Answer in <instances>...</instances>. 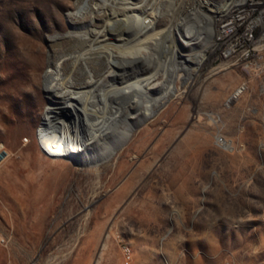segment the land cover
Returning a JSON list of instances; mask_svg holds the SVG:
<instances>
[{
	"label": "rangeland",
	"instance_id": "1",
	"mask_svg": "<svg viewBox=\"0 0 264 264\" xmlns=\"http://www.w3.org/2000/svg\"><path fill=\"white\" fill-rule=\"evenodd\" d=\"M77 1L0 0V264H264V0H211L254 19L249 70L216 58L218 22L188 20L183 8L192 0H127L136 14L159 9L155 32L174 19L200 30L195 57L172 54L165 35L140 42L114 24L119 40L110 41L122 44L113 55L156 57L116 69L109 87L126 84L142 101L130 84L148 77L147 94L172 83L176 93L131 124L117 154L84 163L51 149L39 132L49 64L78 48L68 34L88 19L66 17ZM111 4L101 17L122 18ZM242 82L245 91L228 102Z\"/></svg>",
	"mask_w": 264,
	"mask_h": 264
},
{
	"label": "bare ground",
	"instance_id": "2",
	"mask_svg": "<svg viewBox=\"0 0 264 264\" xmlns=\"http://www.w3.org/2000/svg\"><path fill=\"white\" fill-rule=\"evenodd\" d=\"M99 1L100 3L96 0H78L74 9L66 14L68 18L79 17L80 20H83L84 17H87L88 19L78 24H72L74 28L80 30L76 34H68L78 43V48L69 51V53H60L61 55L57 60L49 64L52 70L46 93L49 98L47 97L48 102L44 107L39 126V132L43 134L47 146L58 151L59 154H62V152L69 154L83 163L101 161L115 154L125 144V139L130 136L133 127H131V124L152 117L176 93V88L172 83L163 84V90L157 94H147L154 84L150 85L151 80H148V77L146 80L140 78V80L129 83L133 89L142 93H140L143 98L142 101L138 97V93L132 95V93H129L132 91L129 90L130 88H128L129 91L125 89L126 84H123L124 86H114L112 84L113 87H109L111 83L108 84V79L115 77L117 74H115L116 69H123L124 64L136 66L138 61L148 62V59L151 60V58L156 57L153 54L144 57L141 54H131L130 51V53L127 51L130 56L126 57L122 54L125 51L123 48H121L123 49L122 52L118 51L119 57L113 55L112 51L116 47L119 50L122 44L110 41L112 39L119 40V38L114 37V34H116L114 24H117L119 31L121 29L126 33L129 32L130 36L133 35L132 38L136 36L138 39L143 35L148 37L150 32H153V35L155 33V35L161 34L171 38L169 39L171 40V47L168 46L171 53H178L182 59L194 56L192 51L196 48L199 40L198 32H200V30L195 31L192 25L188 26L187 23L182 21L175 22V19L171 24L169 22L165 28L160 29L161 31L155 32L154 24L155 18L159 15L158 8L156 12L149 11L144 16L135 13L137 5H131L134 3L130 1ZM111 2L119 4V7L116 6L119 11H112L113 16H117V13L122 15V18L116 21H109L111 19L107 20L101 17L103 8L106 5H112ZM209 9H211L210 6ZM160 13H163V11ZM195 15L197 18L200 16ZM146 16H148L147 19H145ZM95 19H98L100 24L92 26ZM118 34L120 35V33ZM153 35L151 34V37ZM166 39L164 38V40ZM130 40L128 39V41ZM141 41L145 40L142 39ZM131 47L129 46V49ZM137 47L140 46L137 45ZM179 47H186L189 51L187 53L181 52ZM127 48L126 46L125 49ZM203 56V54H200L197 60L195 59L196 62L201 61ZM109 100L114 101V105ZM120 123L124 125L120 126ZM103 137L107 139H105L106 142L99 143L98 140ZM90 145H94L91 150L88 149Z\"/></svg>",
	"mask_w": 264,
	"mask_h": 264
},
{
	"label": "built area",
	"instance_id": "3",
	"mask_svg": "<svg viewBox=\"0 0 264 264\" xmlns=\"http://www.w3.org/2000/svg\"><path fill=\"white\" fill-rule=\"evenodd\" d=\"M210 1L193 0L188 3L183 8L185 17L192 20V23L200 24V26L204 23L200 22V18H197L195 14L202 16V19L207 18L209 21H217L218 24L213 31L211 42L212 52L216 53V58L226 60L229 65H240L245 70L251 69L254 66V53L252 52L254 47L252 45L256 41L253 34L254 19H250L248 13L238 7H233L234 5H228L225 9H220L216 4V8H213L214 3ZM181 19H184V16H181ZM246 88L247 84L242 82L228 96L227 101L231 100V95L239 96ZM215 141L219 145L227 146L226 140L220 135L215 137ZM2 153H6V150L0 146V154ZM121 251L125 260H131L132 252L127 244H122Z\"/></svg>",
	"mask_w": 264,
	"mask_h": 264
}]
</instances>
